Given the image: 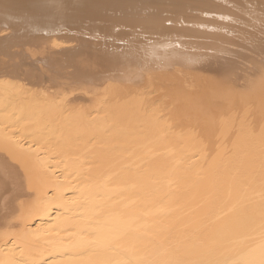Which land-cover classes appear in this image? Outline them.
Segmentation results:
<instances>
[{
	"label": "bare ground",
	"instance_id": "obj_1",
	"mask_svg": "<svg viewBox=\"0 0 264 264\" xmlns=\"http://www.w3.org/2000/svg\"><path fill=\"white\" fill-rule=\"evenodd\" d=\"M0 264H264V0H0Z\"/></svg>",
	"mask_w": 264,
	"mask_h": 264
},
{
	"label": "rangeland",
	"instance_id": "obj_2",
	"mask_svg": "<svg viewBox=\"0 0 264 264\" xmlns=\"http://www.w3.org/2000/svg\"><path fill=\"white\" fill-rule=\"evenodd\" d=\"M58 40H63V39H58ZM67 44H69V43H67Z\"/></svg>",
	"mask_w": 264,
	"mask_h": 264
}]
</instances>
